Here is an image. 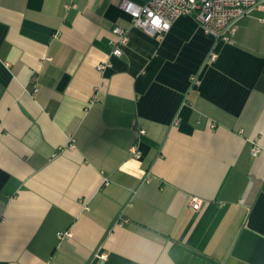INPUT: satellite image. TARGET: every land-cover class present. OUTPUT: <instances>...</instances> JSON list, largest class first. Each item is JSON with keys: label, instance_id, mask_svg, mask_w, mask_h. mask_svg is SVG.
<instances>
[{"label": "crops", "instance_id": "0c3cea01", "mask_svg": "<svg viewBox=\"0 0 264 264\" xmlns=\"http://www.w3.org/2000/svg\"><path fill=\"white\" fill-rule=\"evenodd\" d=\"M122 1L0 0V264H264V7L223 42Z\"/></svg>", "mask_w": 264, "mask_h": 264}, {"label": "built area", "instance_id": "2783aa9c", "mask_svg": "<svg viewBox=\"0 0 264 264\" xmlns=\"http://www.w3.org/2000/svg\"><path fill=\"white\" fill-rule=\"evenodd\" d=\"M264 7V0H149L145 4L138 5L131 1L123 0L120 9L130 17L132 26L142 29L150 34L162 36L170 29L171 24L181 16H190L199 25L203 33L213 37L217 41L228 42L237 31V22L256 10ZM158 17L161 21L159 27L153 24V19ZM168 27L164 28L163 25ZM115 38L111 41V56L118 57L122 48L127 44V31L120 27L112 30ZM214 58V55H211ZM104 66H99L103 69ZM35 84L36 78L32 79ZM34 91H37L34 88ZM143 134V131H140ZM69 148L74 147V137H68ZM132 154L137 155L136 148H132ZM259 148L253 146L251 154L255 156ZM198 199H192L191 207L198 209ZM87 210V207H85ZM71 231L58 233L59 240L71 237ZM101 259L104 256H100Z\"/></svg>", "mask_w": 264, "mask_h": 264}, {"label": "clouds", "instance_id": "9594fccd", "mask_svg": "<svg viewBox=\"0 0 264 264\" xmlns=\"http://www.w3.org/2000/svg\"><path fill=\"white\" fill-rule=\"evenodd\" d=\"M157 22H159V23H157ZM153 24H154L155 26L159 27V26L161 25V21H160V19H159L158 17L154 18V19H153ZM163 27H164V28H167L168 25H167V24H164Z\"/></svg>", "mask_w": 264, "mask_h": 264}, {"label": "snow or ice", "instance_id": "6c2138e0", "mask_svg": "<svg viewBox=\"0 0 264 264\" xmlns=\"http://www.w3.org/2000/svg\"><path fill=\"white\" fill-rule=\"evenodd\" d=\"M157 23H159V22H157Z\"/></svg>", "mask_w": 264, "mask_h": 264}]
</instances>
